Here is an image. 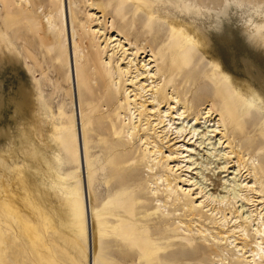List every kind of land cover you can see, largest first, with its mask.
<instances>
[{
	"label": "rangeland",
	"instance_id": "374dc122",
	"mask_svg": "<svg viewBox=\"0 0 264 264\" xmlns=\"http://www.w3.org/2000/svg\"><path fill=\"white\" fill-rule=\"evenodd\" d=\"M115 2L0 0V32L13 44L5 50L0 43V264H88L85 230L55 193H63L66 174L90 161L99 170L86 184L85 209L88 197L98 199L92 202L99 206L124 189H106L105 184H112L107 180L123 181L128 194L139 200H119L125 209L112 220L132 219L144 228L142 236L135 237L137 243L120 246L113 256L101 255L100 245L92 244L94 252L90 243L91 264H124L123 254L133 255L135 264H253V258L264 264V258L261 262L250 253L256 243L264 251V237L254 233L259 218L264 221V97L245 93L263 110L246 118L237 135L226 117L229 108L222 110L231 87L238 91L249 81L235 73L232 59L236 68L243 66L240 59L249 61L250 70L264 77V0H127L129 10H137L143 19L151 16L152 34H143L145 28L136 22L133 31L129 15L115 16ZM170 29L186 33L181 59L191 61L180 75L169 76L163 63L171 52V44L166 46ZM191 31L204 36L208 47L197 45ZM92 60L99 71L103 65L111 69L103 84L113 99L110 105L96 99L93 111L85 107L87 115H78L76 84L82 77L76 78L77 72L74 77V69L86 63L89 85L80 93L89 99L95 94ZM224 62L232 75L213 96L215 76L227 72ZM195 78L197 84L192 83ZM249 84L259 92L254 82ZM259 85L264 87V80ZM25 93L28 101L21 110ZM37 107L43 116H38ZM83 115L89 117L84 120ZM112 119L118 133L114 137ZM40 122L42 142L37 137ZM73 124L80 142L82 126L89 124L83 134L89 142L88 157L81 148L72 152L61 144L60 129ZM181 127L185 132L174 134V128ZM192 130L203 131L209 140L192 138ZM26 145L49 156L59 153L62 164L56 174L61 180L27 158ZM115 155L121 160L115 161L119 169L108 167ZM100 164L121 176L113 170L103 174ZM79 171L80 182L86 183ZM146 248L152 251L149 257Z\"/></svg>",
	"mask_w": 264,
	"mask_h": 264
},
{
	"label": "bare ground",
	"instance_id": "6f19581e",
	"mask_svg": "<svg viewBox=\"0 0 264 264\" xmlns=\"http://www.w3.org/2000/svg\"><path fill=\"white\" fill-rule=\"evenodd\" d=\"M6 1L7 0H4V3H6ZM107 3H108V1H107ZM126 3H127V0H116L115 8H114V15L119 17L120 19L129 15L128 17L129 18L131 17V21H132L130 25H134L133 23L136 22L140 29H144L145 28L143 30V34H152V31H153L154 27L152 25L151 16H146V18L143 19L142 16L138 14L137 10H135V11L134 10L133 11L129 10V6H127ZM48 20H49V22H51V20L49 18H48ZM178 26H179V24H178ZM125 27H127V25ZM130 28H131V26H130ZM135 30L136 29H135V25H134L133 31H135ZM130 31L131 30L128 28V32H130ZM121 32L122 31H119L117 33L121 34ZM191 33L195 35V32L191 31ZM198 35L199 34L195 35V37H196V42L195 43H197V45H199V46L202 45V46L208 47L207 46L208 42L205 39V37L204 36L201 37V35H199V36ZM185 37H186V33L185 32L184 33H180V32H178L176 30H171V29L168 32V35H167V38H166V40H167L166 46H168V44H171V48L169 47L171 49V52H170V54H167V55H169V59H164L163 63L165 64V71L167 70V72H168L167 74H169V76H171L173 73H176V74L180 75V73L184 71V68L189 67V62L191 61V59H189V60L188 59H181L182 58L181 52L183 51V49L185 47V44L187 42V39ZM0 43H2L5 46V50H7L9 48H13V44L11 43L10 38L8 37V35L3 34L2 32H0ZM131 45L132 44L129 43V46H131ZM92 54H94V53H92ZM175 58H177V59H175ZM87 60H88V62H90V58H88ZM240 60L242 61V65L243 66H240V68H236V62L237 61L235 59H232V62H233V67L232 68H233V70L238 69L235 73L239 72V74L241 75L240 77H245L246 76L249 79L250 82H252V83L254 82V84L259 88V90H258L259 92L258 93L255 92L254 88L251 87V84H249V81H247L245 83V85L240 90L235 91V90H233L234 88L232 86L231 87V91L229 90L230 92L228 91L229 93L225 94V99L223 101L225 103V106H223L222 110L226 111L227 108H229V111L228 112L226 111V117L228 118V121L232 125L231 132H234V134H236V135L238 134L239 131H241V127L245 123L246 118H248L250 115H252L254 113H258V111H262L263 110V108H260L258 105H256L257 103L256 104L254 103V99L247 98L245 93L248 92L254 98H258V99L261 96L264 97V87L259 85V82L264 80V77L260 73L261 71L260 72L258 70H254L253 71V69L250 70V68H253L251 63L249 61H246L245 59H240ZM92 61H91V64L94 67V71L90 75V77H91L92 80H94L93 89L95 90V94L90 95L91 97L89 99L88 98L87 99L82 98V95L80 93L81 88H85V87H87L89 85V83H88V81L86 79V74L84 73V70H83V68L86 65V63L85 62L83 63V66L80 67L81 69H79L78 66H75V69H74V71H75L74 72V77H75V73L76 72H77L76 74H78V76L76 78H81L82 77V81H80V82H78L76 84V86H77V89H76L77 95L76 96L78 97L77 99L80 102V105H79V108H78L79 109L78 115H82L83 113H86L85 115H87V112H85L87 109H85V107H88V108L92 109V111H93L97 106H95L94 103L92 104V102L96 101V99H102V102L104 100L105 102H108L109 105H110V102L113 99V95H114L113 92H111L109 89H107L104 86V84H103V80L106 79V77L110 76V72H111L110 70L111 69L108 70V69L105 68L106 65H103L104 66L103 69L101 71H99L98 69H96V67L94 65L95 64L94 61L93 62ZM217 62H218L217 59H214V61L212 63L217 67L218 64H219ZM228 65L229 64H226L224 62L222 68L225 69V71H227V72L222 73L221 75L219 74V76H215L216 81H214V89H213V92H212L213 96L214 95L216 96V94L220 91V89H224L223 88V83L226 82L225 78L229 77L230 75H232L231 72H230L231 70H229V68H228ZM211 74L214 75V71ZM96 80L99 83L98 85H97ZM196 80H197V78L193 79L192 83L193 82L195 83ZM100 81L103 84V92H106L105 96H103L102 92H100V91H102L101 90ZM235 81H237V79H235ZM197 82H199V80H197ZM195 84H197V83H195ZM20 89H22V88H20ZM20 92H22V91H20ZM259 93H260V95H259ZM17 101H18V99H17ZM19 101H20V99H19ZM27 101H28V95L25 93V94H23V98H22L21 102L19 103V107L21 108V110L25 106V104H27ZM16 103H18V102H16ZM82 103H83V105L81 107ZM90 104H92V105H90ZM14 106H15V102H14ZM90 109H88V110H90ZM92 111L90 110L88 112H92ZM37 113H38L39 117L43 116L40 107H37ZM186 113H187V111H186ZM210 113H211V109H208V111L206 113V118H208L207 116H209ZM263 113H264V111H263ZM62 115L64 116V114H62ZM72 115H74V114H72ZM89 115L85 116V117L83 115V117H84L83 119L86 120L89 117ZM93 116H94V113H93ZM93 116H91V117H93ZM220 116L223 117L224 116L223 113ZM113 117H111V118H113ZM89 120L90 119H88L86 122H88ZM70 121L74 122L73 120H70ZM112 122H113V119L110 120L109 125H111ZM220 122H222V121H220ZM220 122H217L216 125L219 126V124H221ZM41 124H42V122L37 124V137H38L40 142H42V140H43V139H41V138H43V134H42L43 133L42 132L43 129L40 128ZM107 124H108V121H107ZM161 124H163V121L159 122L155 126H159ZM85 125L82 126L81 142H80V140L77 141V139H79L80 136H77V134L75 133L74 129H75L76 126L74 124L73 125H68L67 127L64 126L65 128L60 129L61 144H63L65 146V148L67 147L68 149H70L72 152H74V150L77 149V148H81L83 150V153H84L83 154L84 158L88 157V153H89L88 152L89 151V148H88V143L89 142H88V140L85 139V136L83 135V134L86 135V133H88V132H86V128H87L88 125L87 126H85ZM94 126H95V124H94ZM104 127L108 128L109 126H104ZM110 127L112 129V136L113 137L117 136L118 133H117V130L115 129V126L112 124ZM134 129L135 128H133V130ZM171 129H172V126H171ZM171 129L169 130V132L167 131V133L165 134L166 137L172 136L173 133L171 134V132L173 130H171ZM174 130H175L174 134H177V135L180 134V133L182 134L183 132H185V130L183 131L182 127L181 128H174ZM164 131H166V130H164ZM196 132H197V130H192L190 132L192 134V136H193L192 138L196 137L197 139H203L204 141H208L209 140L207 138L204 139L206 137V134H203V131L199 132V134L196 133ZM27 135H28V132L24 131L22 133V137H23V139L25 141L27 140ZM175 138L177 139L176 136H175ZM108 139L112 140L110 138H108ZM102 143L104 144V142H102ZM105 144H107V143L105 142ZM207 145H209V144H207ZM26 146H27L26 148H23L24 150H27L26 151V157L31 159V161L34 164H36L38 167H40L44 171L45 174H50L48 176H51L52 178H54L55 181L59 180L60 176H58L56 174V172L60 174L59 168L61 167L60 164H62V158L60 157V154L54 152L52 155L49 156L47 153L43 152V151H46V150L34 149L33 145H26ZM110 147H112V146H110ZM43 148L47 149V147L45 145H44ZM105 150H106V148H105ZM116 151H112L113 154H115L114 152H116ZM101 152H103V151H101ZM107 152H108V150H107ZM111 153L109 152V154H111ZM46 154H47V156H46ZM113 154H112V161H113V156H114ZM116 155L114 157V162H112V161L110 162L109 161L110 165L108 167H110V168L112 167L113 168V166H116L114 168H118V169L121 167V166L119 167V165H118L119 162L121 163V160L118 161L120 158L117 160ZM118 156H119V154H118ZM121 156L122 155H120L119 157H121ZM110 157L111 156H109V158ZM123 157H122V159H123ZM102 160H104V159H102ZM102 160H101V162H102ZM123 160L126 161V159H123ZM123 160H122V163H123ZM189 160H192V158H189ZM107 161L108 160H106V162ZM115 161H118V163H116ZM77 162H79V160ZM103 162H102V164L106 163V162H104V163ZM190 162H192V161H190ZM102 164H100L101 167H102L101 168V172H103V174L108 173L109 170H111V169L108 168L106 170L105 169L106 167L104 168L105 165H102ZM77 165H76V167H77ZM124 166H126V165L124 164ZM0 167H3V163L0 164ZM191 167H188V169L191 168ZM5 168H7V167H5ZM95 168H96L95 167V162L94 161H90L87 164H85L84 166H82V165L79 166L78 171H75V172L72 171L71 173L66 174L62 178V180L65 182L64 187H63V190H64L63 193H57V192L55 193V197L59 201V204L62 205V206H68L69 209H70V212L72 213V215L74 216V219L76 220L75 222L78 223L79 225H82V227L85 230V234L87 235V238H88L87 219H86L87 216H86L85 201H84L86 198L85 199L83 198V194L86 192L87 188L83 187V186L88 184L89 183L88 180L98 173L97 171L99 169L95 171ZM79 170H82V173L85 174V176H86L85 177L86 178L85 181H87L86 183L84 181H83V183H81L82 181L80 182V179L78 177V173L81 172V171H79ZM148 170L151 171V167H149ZM113 171H115V170H113ZM95 172H97V173H95ZM117 173H118V171L116 172V174ZM123 173H125V171H123ZM99 174H100V172H99ZM120 174H122V173H120ZM79 175H80V173H79ZM118 176H121V175H118ZM66 178H67L68 181H70L69 183L66 182ZM119 180H122V179L120 178ZM230 180H232V178H230ZM227 181L228 180H226L224 182L226 183ZM110 182H112L111 185L110 184H105L106 185L105 186L106 189H108V188H120V189L124 188V189L119 191V192L114 193L111 196H109L107 201H106V203L102 202L103 199L101 201V204H100V201H99L97 203V204H100L99 206L93 205V202L98 200V199H94V198L90 199L89 197L87 198L88 199V207H89V209H88L89 216L88 217H89V226H90V243H91V246H92V250L94 252H96V249L93 247L92 244L100 245V247H101L100 254L103 255V256H113L115 254V251L118 250L120 248V246H126V243H128V242H136L137 243L135 237L136 236H142L143 229H144L143 225L141 224L140 221H139L140 224H137L138 222L136 221L137 223H134V221L132 219H124V221H121V222H118V220H115V221L112 220L113 218L118 219L119 216H120V213H121V209L124 208L123 207V203L122 202H118L119 200H123L125 198L128 199L130 197V199H131L130 201H132V200L136 201V200H139V197L138 196L134 197L135 194H134V196H133V194H128V192H127L128 187L124 186V184L122 185V183H124L123 181H122V183L120 181L113 183L114 181L107 180V183H110ZM224 189H226V188H224ZM212 198L214 199L216 197H212ZM220 199H222V198H220ZM128 201H126L124 203L125 206L127 204H129L130 201L129 202ZM259 219H260L259 223L256 222L257 226L255 227L254 233L257 234L259 237H264V221L262 220V218H259ZM243 224H245V222H243ZM243 224L242 223H238L237 228L241 229L242 232L245 233L246 230H245V227H243ZM216 238L221 240V241L223 240L221 238H218V236L215 237V239ZM145 251L148 252V257H149L152 251H149L147 248L145 249ZM250 253L252 255L254 254L255 256L256 255L259 256L258 260H260L261 262L263 261L264 251L260 248V244L256 243V250H252ZM120 258H121V260H122V262L124 264H135L136 263V259H135V257L133 255L123 254V255H121ZM255 262L256 261L253 258L252 263L256 264ZM75 264H77V263L75 262Z\"/></svg>",
	"mask_w": 264,
	"mask_h": 264
},
{
	"label": "water",
	"instance_id": "95a60500",
	"mask_svg": "<svg viewBox=\"0 0 264 264\" xmlns=\"http://www.w3.org/2000/svg\"><path fill=\"white\" fill-rule=\"evenodd\" d=\"M86 216H87V233H88V249H89V259L88 264H91V255H90V226H89V211L87 210L86 206Z\"/></svg>",
	"mask_w": 264,
	"mask_h": 264
},
{
	"label": "snow or ice",
	"instance_id": "6c2138e0",
	"mask_svg": "<svg viewBox=\"0 0 264 264\" xmlns=\"http://www.w3.org/2000/svg\"><path fill=\"white\" fill-rule=\"evenodd\" d=\"M85 187H86V185H85Z\"/></svg>",
	"mask_w": 264,
	"mask_h": 264
}]
</instances>
